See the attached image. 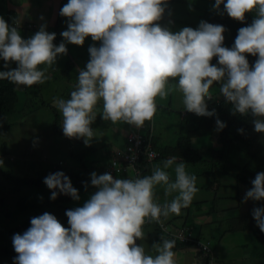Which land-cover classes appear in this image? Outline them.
Returning a JSON list of instances; mask_svg holds the SVG:
<instances>
[{"label":"clouds","instance_id":"9594fccd","mask_svg":"<svg viewBox=\"0 0 264 264\" xmlns=\"http://www.w3.org/2000/svg\"><path fill=\"white\" fill-rule=\"evenodd\" d=\"M167 4L168 0H67L60 9V15L68 18L67 29L60 33L63 40L58 45L53 43L57 34L47 31L46 23L24 38L0 16V61L4 62L0 80L29 87L43 84L50 77L40 66L56 64L58 56L67 54L68 43L83 45L91 36L100 43L89 46L90 58L78 69L70 98L53 101L66 137L83 139L86 146L92 143L97 135L91 125L100 101L103 120L140 128L154 116L156 97L166 98L174 90L181 94L182 109L213 116L216 110H210L207 101L214 82H219L220 93L231 103L232 114L251 115L254 130L264 133V0H215L212 7L221 15L226 12L244 21L246 13H255L251 24L238 29L231 47L224 46L226 29L221 24L201 20L196 28L173 31L154 23L162 20ZM246 53L257 57L251 66ZM213 57L216 63H211ZM216 125L217 131L226 127L218 117ZM174 164L173 179L167 169ZM90 176L97 190L82 206L66 211L69 227L44 212L32 217L22 234L13 235L18 254L14 264H177L175 239L154 242V255L136 241L144 239L142 226L147 221L161 223V217L179 215L191 204L199 189L185 163L167 158L150 175L135 178L95 171ZM43 182L52 190L50 199L60 193L80 199L63 171L48 174ZM251 184L244 200H264V171ZM157 185L163 186L165 197L172 196L170 201L157 202ZM252 216L264 232V206L255 207Z\"/></svg>","mask_w":264,"mask_h":264},{"label":"rangeland","instance_id":"374dc122","mask_svg":"<svg viewBox=\"0 0 264 264\" xmlns=\"http://www.w3.org/2000/svg\"><path fill=\"white\" fill-rule=\"evenodd\" d=\"M15 1L16 2L12 3L11 0H7L9 6H7V9L14 6L21 13H25L29 7L33 10L34 8L42 7V5L38 3V0ZM21 1L24 2L18 6V3ZM55 1L57 3L60 1V4L62 3V5L67 3V0ZM194 1L196 4L192 3L191 0L188 4L183 0H168L164 19L161 21V24L169 27L173 31H178L185 26L196 28L198 25L197 19H195L196 13H198L199 10H204V8L208 11L211 10L213 8L212 6L214 4V0ZM45 5L46 8L43 6L44 9L42 10L45 11L49 9L50 16L53 20V24L47 27V31L56 32L57 30V33L60 34L62 31L67 29L68 18L62 16L61 22L56 27V17L58 16L57 14L59 11V8H57L58 4L56 5L54 3L53 5L52 1H45ZM6 11V6L3 4V7L0 9V16L2 13H6ZM3 17L5 19V15ZM22 20L23 19H21L19 23H22ZM41 24L43 23L37 21L38 28ZM62 40L63 37L60 35V42ZM99 43V41H92L91 36L85 38L83 45L68 43L67 48L70 57L64 58L60 55L56 61L57 65L40 66L45 69V75L49 76L50 79L46 80L43 84H34L30 87L20 85L21 89L19 90V93L21 94V100L19 108L25 107V110L24 112H18L13 117L11 116L8 118V121H10L12 125L6 132H4V130L0 127V149L4 142L7 144V154L3 155L0 151V161H2V163H0V198H8L10 190L14 187V184L11 185L10 182L4 178V176H1L3 170L11 169L14 174L36 177L43 173H48L59 163L60 160L65 162V165L60 168L67 169L68 167L71 168V166L77 167L80 164L79 160L72 155L71 150H74V153L81 152L82 144H80V146L79 142L75 139L73 140V138H70L72 140V143L70 144L66 141V138L63 135H60L53 129L55 113L52 112L51 107H55L53 104L55 99L70 98V92L73 90L75 85V81H73V73L76 72V69H78L75 68V66L80 65L82 68L85 67L90 58V54L88 52L89 46L92 44H96L98 46ZM74 46L78 47H75L73 50L72 48ZM68 63H73V66L70 67ZM170 84L174 85L175 82H170ZM27 93L29 95V100L31 101L29 104H26ZM156 105V112L151 119L153 130L156 131L158 128L163 132L165 137H168L169 141L175 140L177 137L175 132L180 128V113L178 110L182 106L181 94L174 90L170 92L166 98H160L157 96ZM164 108H169L170 111L166 112ZM60 116L62 117L61 114ZM98 122L99 118L97 116L93 123L96 125ZM102 124L107 125L108 121L103 122V119L101 118L100 124H98L100 129ZM105 131L106 133L109 132V130ZM106 133H104V135H106ZM37 139H39V141H37ZM261 140L264 142V133L257 132L252 144L248 145V143H241L239 147H241L242 150L238 149V146L233 149L230 160L237 162L242 159L239 161L240 164L242 163L240 170L237 163H233L234 165L231 164V169L227 170L226 173L218 169L214 170V168L208 171V166L213 165L211 161L206 163L205 167L202 164L197 167L193 165H187L190 167H185L186 172L195 175L197 178L196 186L199 190L193 199L208 201L211 204V208L208 210H213L211 217H213L214 222L201 230V234L204 238L200 237V239L205 242L211 241L210 245L220 259H223L226 255L229 256L230 259H237L235 264H246L250 262V259L253 257V252L256 250V247H258V245L256 246L257 243L254 233L251 230H246L244 228L236 229V226L244 224V216L252 215V210L255 207L264 206V200L254 201L249 198L245 201V194L250 187L244 184H240L237 187L236 181L230 172L234 174L242 172L243 166L246 163L252 171L256 169L257 165L260 166V170L258 172L264 171V143H261ZM213 141L215 142L213 145L218 144L216 137H213L212 139L209 137L194 138L193 143L195 147H200V150L204 152V150H206ZM235 165L237 166L235 167ZM158 166H162V164ZM203 168L208 172L198 174L203 170ZM167 171H169L171 177L174 179V166L167 169ZM156 189L155 195H158V198L156 196L155 197L157 198L158 203L162 201L163 197L169 201L172 199L171 195L165 197L163 186L157 185ZM28 190L32 189L28 188L27 191ZM27 191H25V194H20L18 192L13 194L12 197L15 198L14 202L20 200L21 196L23 198H29V195L33 192L30 191L29 193ZM51 191L52 190L49 189L48 193L46 192L45 194L51 196ZM90 195L84 200L86 201L89 199ZM34 199L35 197L33 199L32 197L30 198V204L35 202ZM13 204L15 205V203ZM70 204L71 207L79 205L78 203L72 201ZM197 206L198 210H203L205 208L204 204L198 203ZM212 206L215 207V209H213ZM18 208L13 206L14 210L11 211L12 213L10 215H7L6 212L0 208L1 228L7 229L20 226L26 218L28 210H33V206H30V209H22L25 211H20ZM219 215L223 217L220 220H218ZM174 219L176 221L179 220L176 218ZM232 228L235 230H232ZM27 229L21 230L20 233L22 234ZM223 234H225V237H228H223V241L220 243ZM214 239H216V241ZM237 243L241 246H236ZM138 244H141V242H138ZM149 246H152L150 241ZM230 259L225 260V263L228 264ZM255 259L256 262H259L257 257H255ZM0 264L14 263L11 259L0 257Z\"/></svg>","mask_w":264,"mask_h":264},{"label":"trees","instance_id":"16d2710c","mask_svg":"<svg viewBox=\"0 0 264 264\" xmlns=\"http://www.w3.org/2000/svg\"><path fill=\"white\" fill-rule=\"evenodd\" d=\"M11 1L12 3L16 2L15 0H11ZM45 1L47 2L52 1L53 5L54 3L56 5L58 4L57 8H59V11L55 23V26L57 27L62 20V16L60 15V9L63 5L62 3L60 4V1L57 3L55 0H38V3L41 4L42 7L34 8V10L30 8L31 9L30 13H32V15L29 16L30 18L27 17L26 22L25 23L22 22L23 24H19L21 19H23L22 18L23 15L20 14L19 10H17V8L13 6L7 9L8 6L7 0H0L1 2L0 9L3 7L4 4L7 10L6 13H2L1 16L5 15V20L10 25L16 26L18 28V31L26 32L27 34L25 35V37L28 38L30 37V35H33L36 31L39 30V28L37 27V21H40L43 24L46 23L47 27L53 24V20L50 16L49 9L45 11L42 10L46 8ZM183 1L187 4L190 2V0H183ZM205 1H209V0H205ZM191 2L196 4L194 0H191ZM20 4L21 2L18 3V6ZM220 8L223 9V5H221ZM41 16H43L44 18L43 20L41 19ZM245 17L246 18L244 21H240L230 17L226 12L223 15H221L214 8H212L209 11L206 10V8H204V10H199V12L196 13L195 15V19H197L198 24L201 20H206L213 24L224 25L226 30L223 33L225 37L223 43L224 46L227 47H231L234 44L235 37L237 36L238 29L240 27H244L252 23V20L255 17V13L248 12L245 14ZM163 19L164 16L162 20L155 23L161 24V21H163ZM17 23L18 25H16ZM55 33L57 35L53 43L57 44L58 42L60 43V34L57 33V30ZM75 47L78 46H74L72 49L74 50ZM246 56L251 66V64L255 61L257 57L247 53ZM61 57L68 58L70 57V55L67 52L66 55H62ZM211 63H216V57L212 58ZM69 65L71 67L73 66V63H70ZM75 68H82V67L78 65L75 66ZM74 80L75 79H73V81ZM173 81L174 80H170V82ZM219 89H220L219 82H214V84L209 89L211 98L207 101V103H208V108L210 110L213 108L216 110L215 115L213 116H198L195 113L188 112L187 110L182 109L183 105L179 108L178 112L180 113V120H179L180 128L175 132L177 134L175 140L169 141L168 137L167 136L165 137L163 132L158 128L156 129V131H154L153 126L151 124V120L145 121V124L140 128H136L133 126L132 129L134 131L139 132L140 135L145 140L144 149H147L146 147L149 144L152 146V149L155 152H157L156 157L153 158L152 160L147 158L146 153L140 154L141 158L139 160V168L141 170V173H139L138 175L140 176L150 175L154 167L162 164V162L165 159L171 157H176V162L183 161L184 163H189L190 165L202 164L204 167L206 163L211 161L213 165L208 166V171L214 168V170L218 169L226 173L227 170L231 169V164L233 163L235 164L237 163L240 170L241 168L240 166L242 163L240 164L239 161H241L242 159L238 160L237 162H233L230 160V157L232 155L233 149L236 146H238V149L242 150V148L239 147L241 143H248V145L253 143L254 138L257 134V132L254 130V125L252 123L254 118L248 114L245 115H242L240 113H236L235 115L232 114L231 103L225 101V98L220 93ZM30 102L31 101L29 100V95L27 93L26 104H29ZM19 103H20V93L17 88V85L7 80H0V127L1 129L4 130V132H6L7 129L12 125V123L8 121V118L11 116L13 117L18 112L21 111L24 112L25 107L19 108ZM99 104H102V101H100ZM164 109L166 110V112L170 111L169 108H164ZM51 110L52 112L55 113V118L53 120V129L60 135H63L66 138V141H68L71 144L72 140L63 134L62 125H61L62 117L60 116L58 109L52 106ZM217 117L226 123V127H224L220 131H217V125H216ZM241 128L243 129V132L238 131V129ZM202 137H209L210 139L216 137L218 140V144L213 145L212 142L211 145H209L207 149L204 150L203 152L200 150V147H195L193 143L194 138H202ZM74 139L75 138H73V140ZM80 141H83V139H80ZM126 141H127V136L125 139V145H126ZM261 143L264 142H262L261 140ZM6 145H7L6 142H4L0 149L3 155L7 154ZM71 152L72 155L76 157V159H78L80 162V164L77 167L71 166V168L68 167L67 169L60 168L61 166L65 165V162L60 160L59 163L55 165L53 169L50 170L48 173H43L36 177H28V176H21L18 174H14L11 169H10L11 171L10 170L2 171L1 176L2 177L4 176V178H6V180L9 181L11 185L14 184V187L10 190V195L8 196V198H0V208H2V210H4L7 215H10L12 213L11 211L14 210L13 206H15V208L19 207L18 209L20 211H25L22 209H26V208L30 209L29 207L33 206L32 208L33 210H28L27 216L20 226L7 228V229L0 227V257L11 259L14 263V257L17 256L18 254L14 250L12 237L14 234L20 233L21 230L27 229L30 226V221L32 217L41 215L44 212H49L51 214H54L65 227H69V225L67 224L68 217L66 216V211L68 209H72L70 202L72 201L73 198L70 195L60 193L58 194L56 199L54 200L50 199V195L45 194L46 192L48 193L49 188L46 186V184L43 181H44V177H46L48 174L54 173L56 171H63L71 179L73 186L78 189L79 194H82L84 192H87L95 188V186L91 185L90 183L91 181L90 174L93 168L90 160L87 158L89 154V150H83L77 153H74V150H71ZM112 156H113V152L112 154H110L109 160L111 159ZM107 164H105L104 166L107 167ZM237 165H235V167ZM259 167L260 166L257 165L256 169L252 171V169H250V167H248V164L246 163L243 166L242 172H237L236 174L230 172V174L233 175L237 187L240 184H244L251 188L253 186L251 184V181L255 178L256 174L260 170ZM208 171L204 170L203 168V170L198 174H203ZM105 172H109V171H107V169L105 168ZM111 174L113 175V177H115L116 175H121V176L124 175L126 178H135V175L137 176V174L134 175V171L132 170V168H129L126 172L123 173L121 172V173H111ZM28 188L32 190L27 191ZM25 191L29 193L31 191L33 193L29 195V198H23L21 196L20 200L14 202L15 198L12 197V195L17 192L20 194L23 193L25 194ZM31 197L32 199L35 197L34 199L35 202L34 203L32 202L33 204H30ZM202 202L203 201H197V203L199 204H202ZM13 203H15V205ZM212 208L215 209V207L213 206ZM243 222L244 224H239L238 226L235 225L236 229L244 228L246 230H251L254 233L255 240L257 243L256 246L258 245V247H256V250L254 251L253 255L254 257H257V259H259L260 264H264V232L260 231L252 215L244 216ZM183 225L192 226L188 224V222L184 223ZM158 228L160 231L163 230L159 224H158ZM232 230L235 229L232 228ZM194 237L198 239L200 238V236L196 234L195 230H194ZM185 245L195 246V244L192 242L186 243ZM212 251H213V259L218 261L220 264H222V262L218 258H216L213 249Z\"/></svg>","mask_w":264,"mask_h":264},{"label":"crops","instance_id":"0c3cea01","mask_svg":"<svg viewBox=\"0 0 264 264\" xmlns=\"http://www.w3.org/2000/svg\"><path fill=\"white\" fill-rule=\"evenodd\" d=\"M23 2L24 1H21V3H23ZM29 10H30V7L27 9V11L25 13H21L19 11L20 14L23 15L22 22H26L27 17L30 18L29 16L32 15V13H30ZM19 32L22 35V37L26 38L25 37V35L27 34L26 32H24V31H19ZM30 36H32V35H30ZM3 63H4L3 61H0V70H3V67H2ZM15 66H16L15 63H13L12 67H15ZM78 69H76L75 70L76 72L73 73V76L75 79L74 80L75 84H76V80H77V76H78ZM17 88H18V90H20L21 89L20 85H17ZM20 100H21V94H20ZM99 103L100 102H98L96 109H95L98 113L97 114V116L99 118L98 124H100V119H101V115L99 112L102 109V104H99ZM104 121L105 120H103V122ZM98 124L95 125L93 123L91 125V127L93 129H95L97 137L93 138L92 143L89 146H86L83 143V141H80V139L75 138V140L77 142H79V145L82 144L81 151L86 150V149L89 150V154H88L87 158L91 162V165L93 168L92 172L95 171L99 175V174L105 173L106 167L104 165L108 163L110 154H112V152L114 153L115 149L124 147L127 133L133 128V126L128 125L122 121H118L116 123H112L111 121H108L107 125L102 124L101 129H103V130H101L98 127ZM105 130H109V132L106 133ZM104 133H106V135H104ZM37 141H39V139H37ZM214 143L215 142L213 141V144ZM187 165H190V164L185 163V167L191 166V165L190 166H187ZM173 166L175 167V164ZM193 166H199V165H193ZM114 178H126V177L124 175L123 176L116 175ZM156 187L154 190L155 194H156V190H157ZM96 190H97V188L95 187L94 189H91L87 192L79 194L80 195L79 200L73 201V199H72V202L79 204V205L72 207V209H74L75 207H78V206H82L83 203L85 202L84 199L89 197V195L91 193H94ZM155 196L158 198V195H155ZM164 200H166V199L163 197L162 201L160 203L164 202ZM197 201H199V199H193L191 204L188 207L183 208L179 215L170 214L167 218L161 217V222L165 223L166 225L168 224L167 225L168 230L173 231V232H175V230L178 229L181 225L188 222V224H190L194 227L196 234L199 235L200 237H203L201 234V230H203L204 227H207L212 222H214L213 217H211V213L213 210H211V211L208 210L211 208V204L208 201H203L202 204H204L205 208L203 210H198ZM174 218L179 219V220L176 221ZM222 218H223L222 216H220V215L218 216V220H220ZM158 224L159 223H156L154 221H147L142 226V229L145 233L144 239L143 240L137 239V241H136L137 243L141 242V244L144 246L146 252H148L149 254H153V255L155 254V252H154L152 246H149V241L151 244H153L154 242L161 241L162 238H164V239H175L168 232L163 231V230L160 231L158 228ZM223 237L226 238L228 236L225 237V234H223V236L221 237L220 243L223 241ZM214 240L216 241V239H214ZM236 246H241V245L237 243ZM173 251L175 252V259L177 261V264H205L204 259L202 258L201 254H200V250L196 246L185 245V244H182L176 240V245H175V248L173 249ZM214 253H215V251H214ZM253 254H254V252H253ZM215 256H216V258H218L222 262V264H226L225 260L230 259V257L227 255L224 256L223 259H220L216 253H215ZM231 260H233V261H231ZM236 260L232 258V259H230L228 264H235ZM249 263L250 264H260V262H258V261L256 262L254 255L250 259V262H248L246 264H249Z\"/></svg>","mask_w":264,"mask_h":264},{"label":"built area","instance_id":"2783aa9c","mask_svg":"<svg viewBox=\"0 0 264 264\" xmlns=\"http://www.w3.org/2000/svg\"><path fill=\"white\" fill-rule=\"evenodd\" d=\"M210 94V92H209ZM144 138L137 131H129L127 134V141L124 148L115 149L113 156L108 161L107 171L110 173H123L129 168H132L135 174L141 173L139 168V160L142 154H147V158L152 160L156 157L157 152L152 149L151 145H147V149H144ZM136 177V175H135ZM160 227L167 231L171 236H173L178 242L182 244L194 243L196 247L200 250V254L204 259L205 264H220L218 261L213 259V251L211 249L210 243L202 241L200 238L194 237V230L192 226L181 225L178 229L169 231L167 225L163 222L159 223Z\"/></svg>","mask_w":264,"mask_h":264}]
</instances>
